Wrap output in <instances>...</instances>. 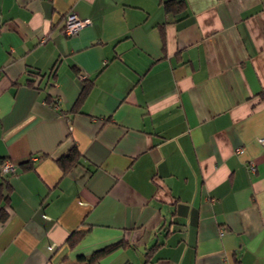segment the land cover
<instances>
[{
  "label": "crops",
  "instance_id": "0c3cea01",
  "mask_svg": "<svg viewBox=\"0 0 264 264\" xmlns=\"http://www.w3.org/2000/svg\"><path fill=\"white\" fill-rule=\"evenodd\" d=\"M165 1L0 0V264H264V0Z\"/></svg>",
  "mask_w": 264,
  "mask_h": 264
},
{
  "label": "trees",
  "instance_id": "16d2710c",
  "mask_svg": "<svg viewBox=\"0 0 264 264\" xmlns=\"http://www.w3.org/2000/svg\"><path fill=\"white\" fill-rule=\"evenodd\" d=\"M182 3H183V1H181V0H167L163 3V7H164V10L166 12H169L173 8H175V6L182 5ZM40 75H42V74L41 73H34L33 74V76H37V77L38 76L40 77ZM33 80H35V79L33 78ZM30 82L34 83V81H32V80ZM83 93H84V89L82 88L81 94H83ZM76 105H77V102H76ZM78 156H79V151L75 146H73L68 150V152L57 157L55 159V161L60 166L62 171L66 172L68 170V168L78 160ZM29 166H31V165L29 164ZM6 177L7 176L2 175V179H6ZM8 186L9 185L7 183L0 184V221H4L9 214V211L7 210V203H8V199H9ZM82 235H83V231L75 230V231L71 232L70 235L66 239V244L68 245V247H74L78 243V241L81 239ZM123 244L124 243H122L121 241L116 242V243L101 247L99 249H96L90 255H87V256L86 255L85 256L80 255L77 258L76 264H94L100 258H102L106 254L110 253L112 250L116 249L119 245H123ZM156 247H157V245L149 248L145 252L144 257H146V259L149 258L150 255H152L153 252L155 251Z\"/></svg>",
  "mask_w": 264,
  "mask_h": 264
},
{
  "label": "built area",
  "instance_id": "2783aa9c",
  "mask_svg": "<svg viewBox=\"0 0 264 264\" xmlns=\"http://www.w3.org/2000/svg\"><path fill=\"white\" fill-rule=\"evenodd\" d=\"M87 24H89L88 19L80 18L75 12H68L63 15L62 32L67 36H72ZM81 77L83 78V76ZM258 140L262 147H264V136H261L260 138H258ZM248 169L250 171H255L253 162L249 163ZM14 170L15 165L12 164L9 160L2 161L0 165V174L5 175L7 173L13 172Z\"/></svg>",
  "mask_w": 264,
  "mask_h": 264
}]
</instances>
